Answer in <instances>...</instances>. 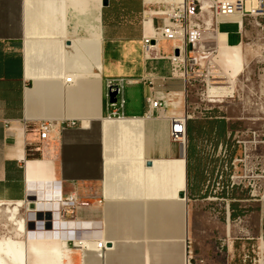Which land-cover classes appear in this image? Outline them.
I'll return each instance as SVG.
<instances>
[{
  "label": "crops",
  "instance_id": "1",
  "mask_svg": "<svg viewBox=\"0 0 264 264\" xmlns=\"http://www.w3.org/2000/svg\"><path fill=\"white\" fill-rule=\"evenodd\" d=\"M75 1L0 0V206L10 216L0 222V264H264V203L251 217L238 199L242 216L228 219L193 182L188 194L190 148L172 139L170 117L192 89L186 96L172 76L171 42L144 53L143 17L156 5ZM144 74L167 77L156 90L180 92V103L148 116ZM115 76L132 79L123 118L107 116ZM45 118L79 124L42 141L36 121ZM55 191L77 194L74 216L58 221Z\"/></svg>",
  "mask_w": 264,
  "mask_h": 264
},
{
  "label": "rangeland",
  "instance_id": "2",
  "mask_svg": "<svg viewBox=\"0 0 264 264\" xmlns=\"http://www.w3.org/2000/svg\"><path fill=\"white\" fill-rule=\"evenodd\" d=\"M154 4L157 6L163 3ZM220 28L230 33L229 41L223 38L227 34H222L221 46H235L239 52L236 58L242 59L246 69L231 84L233 96L212 97L207 92L201 95L199 87H193L190 91V113L195 112L196 117L188 125L189 160L192 167L188 194L191 196L193 182L200 195L217 197L211 201L216 206L229 202L235 209H230L235 219L242 215H238L241 211L233 204L240 203L238 199H248L245 201L251 203V217H254L257 216L259 206L264 203V17L244 20L242 43L239 41L241 37L237 24L223 23ZM220 58L222 67L227 71V63L236 60ZM213 99L216 101H211ZM204 107L209 110L199 114ZM255 139L256 144L252 142ZM246 140L252 142L248 143L251 150L247 158L244 157L245 146L241 142ZM235 159L236 164H233ZM232 170L238 173V177L232 179L228 175V171ZM193 171L195 180L191 175ZM222 172L224 176L219 178ZM219 181L224 189H217ZM6 210L0 206V222L3 218L8 220Z\"/></svg>",
  "mask_w": 264,
  "mask_h": 264
},
{
  "label": "built area",
  "instance_id": "3",
  "mask_svg": "<svg viewBox=\"0 0 264 264\" xmlns=\"http://www.w3.org/2000/svg\"><path fill=\"white\" fill-rule=\"evenodd\" d=\"M249 8L248 0H182L181 3L172 1L170 3H163L156 7H151L144 13V23L147 16L153 19L160 18L161 24L154 25L153 37L144 35V53L150 55L155 45L161 41H168L172 44V50L166 54L171 62L172 76L180 77L185 81V94L193 87H199V94L203 95L214 85L224 84L229 86V79L226 74L221 73L216 67V60L218 56V44L220 24L234 23L238 25L241 33L244 31V20L247 18L257 19L259 16L264 17V0H252ZM154 4V3H153ZM239 13L243 21L239 22L233 16ZM222 15L227 16L226 20H220ZM243 38V37H242ZM242 43V42H241ZM178 50V54H176ZM245 63L242 59L239 63H232L228 68V72H235L236 77L239 78L245 71ZM73 77H68L71 81ZM131 78L125 76L109 77L107 79V96L111 112L107 115L109 118H123L125 117L124 108L126 105L125 90L127 85L131 82ZM140 80L150 86V92L146 96L148 102L147 115L150 116L155 110L168 106L179 104L182 98L180 92L170 91L167 93L156 90V86H163L167 80L165 76L147 75L144 74ZM199 82V83H198ZM116 93L115 101L111 100V93ZM233 96V91L226 93V96ZM210 95V94H209ZM213 97V96H212ZM209 110L204 107L198 113H203ZM196 117L195 112L190 113V107L185 101L183 109L171 115V135L174 141L186 145L188 143V129L189 121ZM79 123L76 119H64L57 121L52 118H45L36 121V129L40 139L47 140L54 131H62L63 129L75 127ZM243 142L244 157H250L251 146L248 143H255L257 140L241 141ZM243 161L244 159H238ZM237 159L233 161L236 164ZM228 175L234 179L238 177V173L234 170L228 171ZM223 172L219 178H223ZM219 181L217 189H224V185ZM234 182H232L233 186ZM56 189V188H55ZM50 199H54L58 207V221H62L66 213L74 216L78 206V196L76 193L63 196L62 192H52L49 194ZM210 201L217 199L216 196L208 197ZM219 207L224 208L225 213L229 219L230 217V203L219 204ZM213 212L218 215L219 208H213ZM240 220V218L238 219ZM242 221V220H241ZM74 246L84 247L85 242L78 237H72ZM99 247H106L107 242L99 241ZM190 256H193V251L190 250Z\"/></svg>",
  "mask_w": 264,
  "mask_h": 264
},
{
  "label": "bare ground",
  "instance_id": "4",
  "mask_svg": "<svg viewBox=\"0 0 264 264\" xmlns=\"http://www.w3.org/2000/svg\"><path fill=\"white\" fill-rule=\"evenodd\" d=\"M101 1L103 0H76L75 2L80 5L83 8H86L90 5V3H96L99 7H101ZM172 1H175L176 3H181L182 0H158V1H154V2H163V3H170ZM147 3L152 4L154 3L153 0L148 1L146 0ZM148 18H151L150 16H147V18L145 19V23L147 21ZM233 18L239 22L243 21L242 16L239 13H236ZM227 16L222 15L220 17V20H226ZM151 29H149V31H147L146 27H145V31H146V35L147 36H152L153 37V27H152V18H151ZM222 34H226L225 32H220L219 34V44H218V56H217V60H216V67L217 69L220 70L221 73H224L227 75V77L229 78L228 83L230 84L229 86L224 85V84H219V85H214L213 87L210 88L209 90V94L210 96L213 97H220V96H226V93L228 92H232V88H231V84L233 85L235 80H236V73L235 72H228L224 67H222L221 65V58L220 57H226L229 60H234L238 55L239 52L236 51L235 46H229L227 48H225V46H221L222 44ZM240 60L238 58H236L235 62L233 63H238ZM228 67L232 65V63H227ZM211 101H216L215 99L211 100ZM183 192V191H182ZM185 192V191H184ZM117 247L118 250H120L121 248L124 247V243L121 241H117L114 243ZM99 248H104V247H99ZM97 258V257H96Z\"/></svg>",
  "mask_w": 264,
  "mask_h": 264
},
{
  "label": "water",
  "instance_id": "5",
  "mask_svg": "<svg viewBox=\"0 0 264 264\" xmlns=\"http://www.w3.org/2000/svg\"><path fill=\"white\" fill-rule=\"evenodd\" d=\"M103 2V4L104 5H107L108 4V0H103L102 1ZM178 50H176V54H178ZM115 95H116V93L114 92V93H111V100L112 101H115ZM152 164V161H148L147 162V165L149 166V165H151ZM180 197H186V193L183 191V192H181L180 193ZM36 204L35 203H31L30 205H29V208L30 209H36ZM107 246H109V247H113V243L112 242H109L108 244H107Z\"/></svg>",
  "mask_w": 264,
  "mask_h": 264
}]
</instances>
